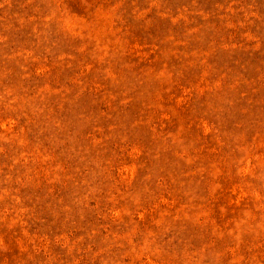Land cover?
<instances>
[{
	"label": "rangeland",
	"instance_id": "1",
	"mask_svg": "<svg viewBox=\"0 0 264 264\" xmlns=\"http://www.w3.org/2000/svg\"><path fill=\"white\" fill-rule=\"evenodd\" d=\"M0 264H264V0H0Z\"/></svg>",
	"mask_w": 264,
	"mask_h": 264
}]
</instances>
